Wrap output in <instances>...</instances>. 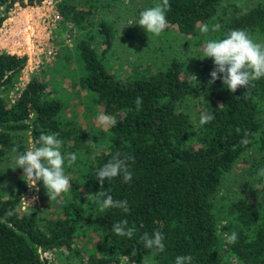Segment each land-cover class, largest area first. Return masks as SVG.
<instances>
[{
	"label": "trees",
	"instance_id": "16d2710c",
	"mask_svg": "<svg viewBox=\"0 0 264 264\" xmlns=\"http://www.w3.org/2000/svg\"><path fill=\"white\" fill-rule=\"evenodd\" d=\"M42 1L0 0V25L16 4ZM57 1L60 23L88 34L75 44L73 58H63L64 76L57 65L61 78L55 79L84 91L86 114L99 109L118 123L105 130L85 126L77 110L69 112L65 99L55 94L56 80L50 77L32 76L15 90L27 56L0 51V167L20 150L14 137L23 132L31 142L42 132L57 133L61 152L77 155L71 166L65 162L71 188L43 210L23 209L21 198L29 186L23 178L7 190L0 168V218L13 213L7 218L12 227L0 223V264H124L123 256L133 264H175L177 256L188 254L193 264H226L228 255L236 264H264V176L258 175L264 168V77L251 81L248 90L230 92L219 78L208 83L213 61H195L197 81L178 59L144 70L127 61L111 70L115 30L98 17L96 5L110 8L120 0L101 6L90 0L79 7ZM232 1L169 0L163 32L200 39L205 46L242 29L264 42V0L250 7ZM157 2L151 0L150 7ZM217 23L220 30L211 31ZM202 24L209 25L208 33L200 31ZM198 91V110L190 114L186 105ZM137 96L143 98L139 110ZM205 112L215 118L201 126ZM117 151L134 157L132 180L125 183L117 176L101 187L96 173ZM241 162L246 167L242 182L223 194V182ZM44 191L40 183L41 195ZM99 191L127 200L129 211H101L88 196ZM124 219L138 230L132 238L112 231ZM157 230L164 234L165 250L154 255L140 237ZM232 232L238 234L235 244L226 239Z\"/></svg>",
	"mask_w": 264,
	"mask_h": 264
},
{
	"label": "rangeland",
	"instance_id": "374dc122",
	"mask_svg": "<svg viewBox=\"0 0 264 264\" xmlns=\"http://www.w3.org/2000/svg\"><path fill=\"white\" fill-rule=\"evenodd\" d=\"M86 1L90 0H70V3L79 7L84 6ZM97 1L100 6L102 5L100 3L106 2L105 0ZM234 1L232 2L234 3ZM257 1L239 0L238 3L241 6L250 7ZM57 2V0H43L40 4L26 7L16 4L9 12L7 19L0 25V51L27 56L25 67L18 80L19 84L15 90L24 87L32 76L50 77L56 80L53 81L55 94L65 99L69 112L74 114L77 110L78 117L84 118L85 126L89 123L97 129L105 130L107 127L99 125L97 122V116L101 114L99 109L93 110L92 116L83 110L84 91L81 89L77 91L55 79L61 78L57 76V65L60 66L59 72L63 75L67 71L65 68L67 65L63 58L68 56L73 58L75 44L84 38L85 34H88L85 30L65 28L60 23L62 19L58 14ZM150 3L151 0H120L112 4L110 8L96 5L98 17L109 20L115 30L112 52L108 56L109 68L117 71L123 63L129 61L134 64L135 68L144 70L147 66H163L172 59H178L188 64L191 75L197 81L195 61L197 59L213 61V59L203 58L204 45L200 39H188L176 33L173 34V32H162L159 36L147 33L144 28L138 25V20L139 13L150 7ZM127 32H130L131 35H127ZM251 38L255 42L264 43L258 36H251ZM124 67L125 70L129 69L127 65ZM136 76L139 77L138 74ZM200 97L201 94L198 91L197 95L187 103L186 110H189L190 114L198 110L196 103ZM193 120L195 121L196 117ZM14 141L20 150L11 153L7 161L0 167L5 177L4 186L11 192L15 182L23 179L24 175L22 168H15V158L25 152L32 143L29 134L24 132L15 135ZM245 169L246 167L241 162L232 174L227 176L223 182V194L239 187ZM40 183L43 185L42 181H37L36 188L29 187V192L23 198L32 201V198L36 197L37 199L32 202L31 206L43 210L44 205L53 206L56 201L49 200L45 191L41 195ZM22 208L25 209L23 201ZM48 211L50 210L48 209ZM45 213L43 212V214ZM45 257L49 258V255H45ZM226 264H236V262L232 256L228 255Z\"/></svg>",
	"mask_w": 264,
	"mask_h": 264
},
{
	"label": "clouds",
	"instance_id": "9594fccd",
	"mask_svg": "<svg viewBox=\"0 0 264 264\" xmlns=\"http://www.w3.org/2000/svg\"><path fill=\"white\" fill-rule=\"evenodd\" d=\"M169 0H158L151 7L145 8L139 13L138 25L159 36L167 27V12L170 10ZM221 28L220 24L211 26V31L216 32ZM202 33H208L210 27L202 24L200 27ZM213 59L215 65L210 72L211 79L209 84L221 79L230 92H235L238 88L248 90L250 82L264 77V43L255 42L249 34L242 29L230 30L228 34L221 39H210L204 46V56ZM218 74H220L218 76ZM247 92V91H246ZM143 98L137 96L135 106L139 110L142 106ZM33 117L36 113L32 114ZM214 115L208 112L202 114L199 118L201 126L214 120ZM99 125L106 127H115L118 123L115 116L101 113L97 116ZM240 129H237L239 132ZM247 135V134H246ZM88 143L95 145L91 140ZM63 141L58 138L57 133H41L38 138L32 141L30 147L15 158V168L23 169V178L30 188H36L37 181H42L43 187L49 200H56L62 193H67L71 188L70 178L65 174V162L71 166L77 160L75 153H62ZM130 161H134L131 155L123 154L119 151L112 155V158L105 163L96 173V179L101 187L105 180H111L117 176H122L123 182H131L133 173L130 169ZM258 175L264 176V168L258 170ZM94 201L100 205V210L108 208L121 209L127 213L129 205L127 200L114 199L108 191H99L96 194H89ZM24 202L25 210H32V201L21 198ZM13 215L12 211H7L4 217L0 218V223L12 227L7 218ZM142 227V225H141ZM112 231L121 237L132 238L138 231L135 226H129L126 219L115 223ZM146 249H154L156 253L165 250L164 234L157 230L149 234L147 232L141 235ZM229 244H235L238 240V234L232 232L226 236ZM128 264L129 257L123 256ZM194 257L191 254L179 255L175 258V264H193Z\"/></svg>",
	"mask_w": 264,
	"mask_h": 264
},
{
	"label": "built area",
	"instance_id": "2783aa9c",
	"mask_svg": "<svg viewBox=\"0 0 264 264\" xmlns=\"http://www.w3.org/2000/svg\"><path fill=\"white\" fill-rule=\"evenodd\" d=\"M122 259H123V258H122ZM123 261H124V259H123ZM124 264H126V262H125ZM128 264H133V263H131V262H128Z\"/></svg>",
	"mask_w": 264,
	"mask_h": 264
}]
</instances>
